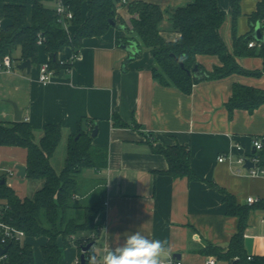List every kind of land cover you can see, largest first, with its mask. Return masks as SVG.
I'll return each mask as SVG.
<instances>
[{
	"label": "crops",
	"instance_id": "0c3cea01",
	"mask_svg": "<svg viewBox=\"0 0 264 264\" xmlns=\"http://www.w3.org/2000/svg\"><path fill=\"white\" fill-rule=\"evenodd\" d=\"M133 1L137 0H122L117 5L123 21L117 25L125 24L126 29L112 26L102 36L84 39L78 57L70 61L71 69L55 74L48 83L39 80L41 63L49 61L44 48H40L38 62H31L30 72L18 67L23 62L19 60H14V72L0 71V122L16 121L15 103L22 112L21 120L33 127L37 142L47 125L60 124L59 145L65 146L66 154L70 137H79L80 130L93 133L98 127L92 144L106 152L105 164L85 168L79 174L75 202L91 206L83 203L96 192L94 203L103 202L96 217L99 234L93 249L99 257L108 246L115 248L128 234L139 231L149 239L167 241L170 256L182 264H207L210 258L221 264L201 252L208 243L228 248L240 228L239 217L227 213L221 189L230 193L237 204L251 207L244 233L245 249L249 256H264V177L250 175L249 168L237 162L241 155L255 152V138L264 139V104L254 112L235 109L231 117L227 107L235 84L264 90V59L236 56L243 69L261 75L234 73L202 81L190 94L164 85L152 74L155 61L150 49L139 39L129 38L132 14L128 5ZM141 1L164 10L161 35L176 41L180 34L173 29L169 10L194 0ZM261 1L241 0V13L234 18L232 0H218L225 16L219 33L230 53H234V34H253L260 25L264 35V21L253 25L250 19ZM82 7L87 19L88 2ZM0 22L2 26L9 24L2 3ZM125 38L126 43L122 42ZM133 42L140 51L137 57L123 47ZM72 57L70 47L59 53L61 61ZM197 57L209 71L222 65L216 55ZM119 120L128 126L118 125ZM155 144L189 147L191 167L199 180L164 174L169 163L164 154L154 150ZM237 145L242 148L237 149ZM222 155L230 159L219 161ZM27 158L24 147L0 145V179H5L21 199L30 195V187L38 190L43 186L41 180L32 186V180L18 176L16 166H27ZM249 197H257L259 202L249 204ZM26 242L35 251L34 264H46L42 247L48 238L29 237ZM58 244L63 252L59 263L77 264V246L65 247L61 236Z\"/></svg>",
	"mask_w": 264,
	"mask_h": 264
},
{
	"label": "trees",
	"instance_id": "16d2710c",
	"mask_svg": "<svg viewBox=\"0 0 264 264\" xmlns=\"http://www.w3.org/2000/svg\"><path fill=\"white\" fill-rule=\"evenodd\" d=\"M73 12L72 33L69 34L54 8L52 0H0L4 7V17L9 24L0 29V61L5 55L13 60H30L37 63L40 48L49 55V66L56 74L71 69V63H62L59 53L70 47L78 56L84 39L102 36L112 27L110 20L123 22L117 13V5L122 0H64ZM88 2L89 16L83 17L82 5ZM241 0H232L233 14L236 18L240 12ZM132 14L129 28L130 39H139L142 46L150 49L155 65L152 69L154 78L164 85L178 87L186 94L193 92L194 86L206 80H217L234 73L261 75V72H249L236 61V56H260L264 59V41L249 47L254 41L252 32L247 35L234 34V53H230L223 41L219 29L224 22L218 0H194V2L169 10L174 31L180 34L176 41H168L161 35L160 24L165 12L157 4L141 0L128 5ZM252 24L264 21V0L259 2L258 9L251 15ZM264 27V26H263ZM43 39V46L38 41ZM122 42H128L123 39ZM124 43V44H125ZM19 51V57L15 52ZM140 55V51L135 55ZM198 55H216L222 62L212 71L198 63ZM183 64V66L181 65ZM198 66V75L193 69ZM233 96L228 102L230 117L235 109L254 112L264 104V90L250 86L235 84ZM118 125L128 126L119 120ZM79 137H70L67 145L66 161L63 169L57 172L51 163L62 140L60 124L47 125L42 137L37 142L35 131L30 123L20 120L0 122V145L20 146L27 149V175L29 180H41L43 186L32 196L21 199L6 183L0 179V210L3 219L25 231L27 238H48L42 247L46 264H60L62 250L58 244L61 236L65 247L76 245L79 257L84 234L96 235L89 243L97 242L99 227L96 217L103 209L99 201L91 206H80L75 202L78 193V176L85 168H101L105 164L106 152L93 146L92 132L80 130ZM153 146V145H152ZM154 150L166 156L169 167L164 174L174 178L187 177L199 180L191 167L189 147L176 144L173 146L155 144ZM264 158V150L261 152ZM227 213L239 217L237 233L232 237L228 248L208 243L202 253L215 257L221 264H264V256H249L245 249L244 233L248 225L251 207L239 205L235 198L226 191ZM80 212V213H78ZM75 236L73 239L72 237ZM6 257L0 264H34V249L26 241L13 242ZM93 254L89 249L86 258Z\"/></svg>",
	"mask_w": 264,
	"mask_h": 264
},
{
	"label": "built area",
	"instance_id": "2783aa9c",
	"mask_svg": "<svg viewBox=\"0 0 264 264\" xmlns=\"http://www.w3.org/2000/svg\"><path fill=\"white\" fill-rule=\"evenodd\" d=\"M54 3V10L56 14L59 17V21H61L62 25L66 29V31L71 34L72 33V24L71 20L73 19V12L69 9V7L66 5L64 0H52ZM2 27V23L0 22V29ZM40 46H43V39L40 38L38 41ZM258 45L257 42L251 41L249 43V47H254ZM78 56H75L73 54V57L69 61H61L62 63H67L74 58ZM40 75H39V80L42 83H48L49 81L52 80V77L56 74L53 69L50 68L49 66V61L43 62L40 65ZM16 69V66L14 64V60L11 57V55H5L1 61H0V71H6V72H14ZM253 145L255 152L250 154V155H241L238 159L237 162L241 166H246L247 162L252 163V166H249V174L250 175H256V176H263L264 177V158L261 155V152L264 150V139L261 138H255L253 140ZM237 149H241L242 147L237 145ZM226 159H230L228 155H222L219 159V161H224ZM240 172V171H239ZM249 204H254L259 202V199L257 197H249L248 199ZM92 238H95V234L93 233ZM73 239L75 236L72 237ZM27 239V234L25 233L24 230L19 229L9 223H7L3 219V211L0 210V246L5 247L6 245H10L13 242H24ZM89 238L83 239V243L86 245L89 244ZM94 246H92V249H94ZM94 252V251H93ZM95 253V252H94ZM7 254H5L1 259L6 257ZM95 255L100 258L97 253ZM0 259V260H1ZM87 259L86 258V264H87ZM77 264H80V257L77 259ZM168 264H182L180 261H178L175 256H170L168 260ZM207 264H216V260L214 258H210L207 261Z\"/></svg>",
	"mask_w": 264,
	"mask_h": 264
},
{
	"label": "clouds",
	"instance_id": "9594fccd",
	"mask_svg": "<svg viewBox=\"0 0 264 264\" xmlns=\"http://www.w3.org/2000/svg\"><path fill=\"white\" fill-rule=\"evenodd\" d=\"M166 245L167 241L149 239L136 231L128 234L123 244L115 248L108 246L100 258L93 252L87 264H168L170 250Z\"/></svg>",
	"mask_w": 264,
	"mask_h": 264
},
{
	"label": "water",
	"instance_id": "95a60500",
	"mask_svg": "<svg viewBox=\"0 0 264 264\" xmlns=\"http://www.w3.org/2000/svg\"><path fill=\"white\" fill-rule=\"evenodd\" d=\"M110 23L112 26H118V28L120 29H126L125 24L124 25H117V22L114 21L113 19L110 20ZM255 31L253 32L252 36L255 40H257L258 42H262L264 41V35L262 32V28L260 27V25H257L255 27ZM123 47L125 49H127L129 52H131L133 55H136L139 52L138 49V44L136 42H133L132 44H125L123 45ZM181 65L183 66V64L181 63ZM21 70H27L28 72H30L31 70V61L30 60H25L23 61L19 66H18ZM193 72L195 73V76H197L198 78H202V75H198V66L196 65L195 68L193 69ZM15 106V120L16 121H20L22 118V112L18 109L17 105L15 103H13ZM98 130V127H95L92 136L94 137L96 135V132ZM247 167L252 166V163L247 162L246 164ZM16 169L18 170V176L21 177H26L27 175V166L25 165H17ZM5 179L1 180V183H5ZM94 245V243H89L88 245L84 246L82 248V254L80 256V264H86V253L89 249L92 248V246ZM11 245H6L5 247H1L0 246V259L7 254V252L9 251Z\"/></svg>",
	"mask_w": 264,
	"mask_h": 264
},
{
	"label": "rangeland",
	"instance_id": "374dc122",
	"mask_svg": "<svg viewBox=\"0 0 264 264\" xmlns=\"http://www.w3.org/2000/svg\"><path fill=\"white\" fill-rule=\"evenodd\" d=\"M53 5H54V3L53 4L50 3L51 7H54ZM19 55H20V52L16 51L15 52V56L19 57ZM65 159H66V148H65V146H62V144H61V145H59L55 155L52 157V165L56 169L57 172H60L63 169L65 161H66ZM32 181H33L32 184H31L32 186L37 185V180H32ZM30 190L31 191H30V195L29 196H32L34 194V192L36 191V187H30ZM79 194L81 195V193H79ZM96 197H97V192L91 194V196L86 198V200H85V202L83 204L86 203V205H92L94 203V199ZM78 204H80V203H78ZM78 213H80V212H78ZM92 235H93V233L92 234H84L83 235V237H84L83 239H85V238L91 239L93 237ZM95 237H96V235H95Z\"/></svg>",
	"mask_w": 264,
	"mask_h": 264
}]
</instances>
